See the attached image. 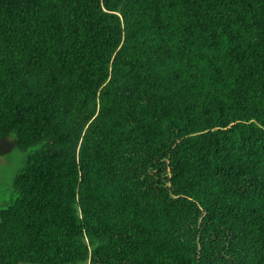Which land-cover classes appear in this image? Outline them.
I'll list each match as a JSON object with an SVG mask.
<instances>
[{
  "label": "trees",
  "instance_id": "16d2710c",
  "mask_svg": "<svg viewBox=\"0 0 264 264\" xmlns=\"http://www.w3.org/2000/svg\"><path fill=\"white\" fill-rule=\"evenodd\" d=\"M0 264H264V0H0Z\"/></svg>",
  "mask_w": 264,
  "mask_h": 264
},
{
  "label": "rangeland",
  "instance_id": "374dc122",
  "mask_svg": "<svg viewBox=\"0 0 264 264\" xmlns=\"http://www.w3.org/2000/svg\"><path fill=\"white\" fill-rule=\"evenodd\" d=\"M34 147L26 150L14 148L9 152L0 155V199L10 197L12 176L17 171ZM30 264V263H20ZM74 264H90L89 261H80Z\"/></svg>",
  "mask_w": 264,
  "mask_h": 264
}]
</instances>
